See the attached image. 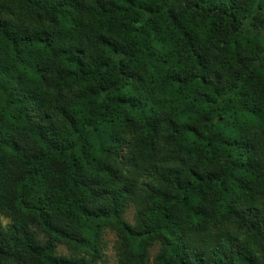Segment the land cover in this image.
<instances>
[{
  "label": "clouds",
  "instance_id": "clouds-1",
  "mask_svg": "<svg viewBox=\"0 0 264 264\" xmlns=\"http://www.w3.org/2000/svg\"><path fill=\"white\" fill-rule=\"evenodd\" d=\"M0 264H264V0H0Z\"/></svg>",
  "mask_w": 264,
  "mask_h": 264
}]
</instances>
